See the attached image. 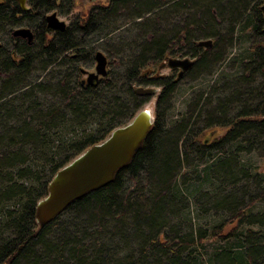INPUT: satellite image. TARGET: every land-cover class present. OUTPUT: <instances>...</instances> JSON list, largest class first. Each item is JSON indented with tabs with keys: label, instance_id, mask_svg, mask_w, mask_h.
Masks as SVG:
<instances>
[{
	"label": "trees",
	"instance_id": "obj_1",
	"mask_svg": "<svg viewBox=\"0 0 264 264\" xmlns=\"http://www.w3.org/2000/svg\"><path fill=\"white\" fill-rule=\"evenodd\" d=\"M26 2L22 11L16 0H0V30L11 40L0 45V264H264V211L257 207L264 175L238 158L264 157V0L249 8L248 0H104L64 30L46 21L60 1ZM119 11L136 16L128 23L140 28L113 54L121 69L107 62L106 75L89 83L79 66L89 53L82 51L86 38L106 40ZM165 11L181 15V26L147 33L145 22ZM224 15L241 17V30L254 39L242 72L203 126L201 114L169 123L171 94L188 71L204 67L208 53L197 43L217 37ZM24 24L31 43L9 31ZM90 50L94 62L100 52ZM185 56L195 61L183 74L160 73L168 58ZM35 65L43 76L50 70L46 79L26 77ZM136 87L158 90L140 148L109 184L40 227L36 205L55 173L149 103ZM191 205L207 227L194 228Z\"/></svg>",
	"mask_w": 264,
	"mask_h": 264
},
{
	"label": "rangeland",
	"instance_id": "obj_2",
	"mask_svg": "<svg viewBox=\"0 0 264 264\" xmlns=\"http://www.w3.org/2000/svg\"><path fill=\"white\" fill-rule=\"evenodd\" d=\"M60 1L59 7L50 11L46 14V17L55 15L58 21L63 22L66 27L72 23L73 20L77 17L78 14L85 13L87 9L93 4L97 2H104V0H53ZM190 3H193L195 0H187ZM217 0H204L206 4L211 2H216ZM72 2V6L70 3ZM249 7L262 2V0H248ZM205 4V5H206ZM209 5V4H208ZM210 6V5H209ZM162 12V11H161ZM134 15H129L128 12L120 11L118 14H115V17L110 18L111 30L114 31L111 33L106 40L104 38H99L96 34H92L88 38H86V44L83 48V52L89 51V53L84 56V63L79 64L80 68L86 73H93L95 70L96 62H91L89 57L92 56V50H98L100 53L103 51V55L107 56V62H112V68L117 73L120 69L118 67V58L121 56H113L114 52L117 51L120 44L122 45V41L131 42L133 35L138 32L140 25H132L129 22L130 19L135 18ZM152 20L149 23L145 22L147 33H156L158 35H162V31L172 30L173 27H180L182 24L181 15H177L176 12L172 13L171 11H165L162 16L156 18L151 16ZM230 17L224 15L223 22L219 23V32L216 38H207L205 40H211L212 45L216 42L215 48L212 47L210 49H206L207 55L204 61V67L196 68L188 71L187 75L180 79L177 84L175 90L170 96V104H169V113H168V122L176 124L180 122L185 116L193 114L196 116L197 114H201L199 118H197V126L201 127L204 125V119L206 115L218 104V100L223 99V96L226 97V89L230 84V81L236 79L237 76L242 72L240 63L245 60L249 54V47L253 42V38L251 36L250 30H241V22L240 18L230 21ZM244 18V16H243ZM185 19V16H184ZM236 21V22H235ZM235 22V25H233ZM142 25V24H141ZM144 25V24H143ZM19 29H28L31 32L32 29L28 27V25H19L10 28V33L12 32V36ZM151 31V32H150ZM104 35L107 31L102 32ZM167 32L164 34L166 35ZM264 36V35H263ZM16 37V36H15ZM27 40L26 37L18 36ZM104 37V36H103ZM34 38V36H33ZM28 41V40H27ZM31 43V42H30ZM6 45L7 47H11V40L9 41L5 36L4 32L0 30V45ZM110 51H109V50ZM91 51V53H90ZM102 51V52H101ZM220 53V56L214 57ZM187 58L191 61H195V58L191 56L181 57L180 59ZM77 64V63H76ZM73 65V64H72ZM108 65V64H107ZM117 66V67H116ZM108 66H106L107 69ZM53 69V68H51ZM66 71H70V66L67 67ZM172 70H169L165 64V68H163L160 73L164 75H170ZM54 72V69H53ZM60 75L65 72L63 68L58 70ZM175 76L178 74L175 72ZM50 74V70H46V75ZM55 74V72H54ZM45 76V75H44ZM41 73V70L38 65H35L31 72L26 76L28 79H37L43 78L46 79L47 76L44 77ZM86 76V75H85ZM101 77V76H99ZM98 77V78H99ZM85 78V77H84ZM158 93L156 90L153 96H149V103L144 107L148 108L152 112V108L155 102V97ZM221 93V95H219ZM210 102V104H209ZM153 113V112H152ZM240 163L247 164L252 169L258 171L261 175H264V157H259L256 154L249 156H238ZM256 205V204H254ZM258 208L264 211V203L257 205ZM190 212L187 217L191 218V223L195 229L198 226L207 227L209 221L202 216L200 210L195 207V205L190 206ZM66 218H64L65 220ZM212 223V221H211ZM124 255V251L118 256V259H121V256Z\"/></svg>",
	"mask_w": 264,
	"mask_h": 264
},
{
	"label": "water",
	"instance_id": "obj_3",
	"mask_svg": "<svg viewBox=\"0 0 264 264\" xmlns=\"http://www.w3.org/2000/svg\"><path fill=\"white\" fill-rule=\"evenodd\" d=\"M20 8L25 11L26 0H17ZM260 10L264 19V3ZM48 27L64 30L65 24L57 20L55 15L48 16ZM14 36L26 37L28 43L33 39L28 29H19ZM205 49L212 45L211 40H202L197 43ZM95 70L87 73V82L106 75V57L97 53L95 56ZM166 66L169 70H179L180 76L187 71L193 61L184 58H168ZM135 94L139 96H153L156 92L152 87H136ZM154 117L148 108L140 110L125 125L117 127L102 142L94 144L83 151L71 162L60 168L48 184L47 195L36 205V221L40 227L49 224L62 213L72 202L88 193L98 190L109 184L117 170L130 162L135 152L140 148L150 132Z\"/></svg>",
	"mask_w": 264,
	"mask_h": 264
},
{
	"label": "flooded vegetation",
	"instance_id": "obj_4",
	"mask_svg": "<svg viewBox=\"0 0 264 264\" xmlns=\"http://www.w3.org/2000/svg\"><path fill=\"white\" fill-rule=\"evenodd\" d=\"M16 1H17V0H16ZM18 4H19V3H18ZM19 7H20V6H19ZM26 8H27V2H26ZM27 9H28V8H27ZM27 9H26V10H27ZM21 10H22V9H21ZM26 10H25V11H26ZM22 11H23V10H22ZM172 71H175V72H177V73L179 72V70H172Z\"/></svg>",
	"mask_w": 264,
	"mask_h": 264
}]
</instances>
